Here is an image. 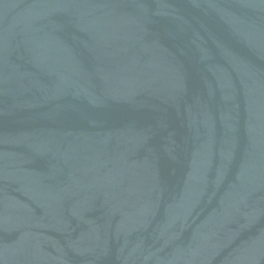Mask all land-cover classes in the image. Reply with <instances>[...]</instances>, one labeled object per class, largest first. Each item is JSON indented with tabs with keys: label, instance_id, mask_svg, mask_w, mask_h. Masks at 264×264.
I'll return each instance as SVG.
<instances>
[{
	"label": "water",
	"instance_id": "obj_1",
	"mask_svg": "<svg viewBox=\"0 0 264 264\" xmlns=\"http://www.w3.org/2000/svg\"><path fill=\"white\" fill-rule=\"evenodd\" d=\"M0 264H264V0H0Z\"/></svg>",
	"mask_w": 264,
	"mask_h": 264
}]
</instances>
